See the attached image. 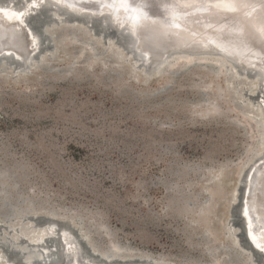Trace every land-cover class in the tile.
<instances>
[{
    "label": "rangeland",
    "instance_id": "1",
    "mask_svg": "<svg viewBox=\"0 0 264 264\" xmlns=\"http://www.w3.org/2000/svg\"><path fill=\"white\" fill-rule=\"evenodd\" d=\"M25 3L0 0L3 7ZM57 10L49 3L26 15L24 26L38 35L29 64L0 59L3 260L28 264L31 252L29 264H66L59 239L65 227L84 264H100L99 255L111 251L173 264H232L247 256L261 264L236 215L248 168L264 152L257 102L264 81L230 63L235 73L216 72L211 60L185 65L182 56L162 64L164 73L147 74L129 54L126 34ZM49 25L57 32L80 26L96 51L68 37L55 43ZM45 216L61 224L53 238L13 244L18 224L38 228Z\"/></svg>",
    "mask_w": 264,
    "mask_h": 264
},
{
    "label": "bare ground",
    "instance_id": "2",
    "mask_svg": "<svg viewBox=\"0 0 264 264\" xmlns=\"http://www.w3.org/2000/svg\"><path fill=\"white\" fill-rule=\"evenodd\" d=\"M142 1L145 3L146 2L154 3L157 9L154 8V10H151V6L152 7L154 6L150 4V7H149L150 9L147 8L139 12L138 9L136 8V10L128 11V7L122 4L121 10L119 13L120 16L118 15L116 19L115 18L110 19L109 24H111L114 30L118 32L120 31L119 28L122 27V24L120 25L116 23L117 19L120 20L118 21L120 23L126 21L127 24L131 23L133 27L135 26V28L137 26L139 28V39H141V41L144 43L143 45L144 51L148 53L149 50H152L155 58L158 59L161 57L162 52L167 48L169 44V33H168V27H167L168 21H167L166 16H167V13L168 14L170 13L169 11L162 12L159 9L160 8L159 6L162 5V3L163 4L165 3L164 0H136L135 5L139 6L140 4H142L141 3ZM96 2H98V0H96L95 2L86 1V0H43V2L42 0H26V3L23 4V6H20L17 8L12 7V6L10 7L0 6V59L2 57L4 58L10 55L13 58L12 60H15V59L18 60L21 63V65H22V62L24 64L26 62L27 64L30 63V61L28 60V57L31 56L33 50L35 49L34 47L36 46V41L38 42V37L36 38V36L38 35L33 32H29L30 29L27 30L26 28L27 26L26 27L24 26L25 24L24 22L26 21L27 14L30 15V13L35 12L39 7L41 8L51 3L53 5H56L55 7L57 8L65 9L66 11H68V13L76 17H80V18H82L83 16L92 17L95 19L105 21L103 17H106V13L102 14V12L99 10H109L112 12V9L108 8V6L100 5V9L98 10L99 11L98 12L97 9L94 10V8H98V5H99ZM170 3L176 4L178 7H181L182 12H189V10L191 9H194V8L200 9L201 7L203 8L205 7L206 9H208V10H205L204 13H196V14L188 15L192 17L191 19L193 21H196L198 24L200 25L207 24L210 27L208 29L202 30L200 27L196 25H192L190 23L191 24L190 27L188 28L184 27V28L179 29L178 30L179 35L181 38H183L184 42L193 44L192 46H196L195 44H200V43L203 44L207 42L208 40L214 42V39L212 36L214 35L213 31H216V29L217 30L220 29L218 31L223 30L225 32V28H222V27H224L223 25L226 23V21L229 22L230 25L240 26V24L242 23L248 34V36L246 37V42H248L249 44H252L254 48H251L252 53H249V51L248 52L244 51L237 55L240 57L242 56L245 59H248V58H253V56H256L255 54L257 53L258 55H260L257 59L259 61H253L251 63H244V62L241 63L237 60L231 59L228 55H225L224 53H222V51L221 53H218V54L216 53V58H210L209 55L206 54L208 52H211L208 49H204L201 52H199L200 51L199 50L198 53L197 51L193 50L191 51L193 55L192 54H182V53L173 54L177 52L173 50V51H170V54L162 57V61L156 68L151 67L150 63H148L145 60L142 62L140 61L142 64L141 66L144 67L143 70L145 73L149 74V73L155 72L156 70L164 73L165 68L162 67V64H164L170 58H172L171 59L172 61L174 60L173 58H175V60L177 61L178 58L182 56V59L185 60L184 61L185 65H187L188 63H192V60H196V59L199 62L211 60L216 63V67H217L216 72H220L223 68H226L228 72L230 71L232 73H235V71L232 68L228 67L230 63V65L232 64L233 67L235 66L237 68H240L243 71L246 69L254 70L255 73L260 77V79L264 81V61H263L264 60L263 59L264 57V0H235L234 3L232 2V0H171V2L168 3V5H170ZM65 4H68L67 6L74 11L69 10L67 7H65L66 6ZM110 5L111 7L115 6V4H110ZM238 6H240V8ZM55 7L53 6V8ZM229 7H235L236 10L229 11L228 10ZM83 9H88V12L81 11ZM55 14L61 15V13H57V12ZM51 17L52 16L50 15V18ZM53 20L56 21L57 18L55 17ZM59 21L57 20V23L60 26L62 23ZM229 23L228 25H226L227 27H229ZM45 30L53 38L55 43L57 42L60 43L61 41H63L64 43V39L67 40V37H68L70 40L81 41L84 44L90 45L89 47L93 50L97 48V42L94 41L93 38H90L91 36L88 37L87 35H85L83 29L78 25H72L70 27L63 26L60 29L61 32H57L54 29V27H52L51 25H49ZM4 37L6 38L7 41H3ZM222 38H225V37H222ZM227 38L224 39L223 42L229 41V37ZM87 41H90V43ZM128 43H129L128 50L130 51V53L129 51L128 53L131 54L132 59L139 61V57L132 54V49H133L132 41L130 40L129 37H128ZM14 47H16L17 49L19 48V49L14 50L13 49ZM226 50L227 49L223 50V52ZM11 52H13V54ZM194 63L196 62L194 61ZM227 70L225 71L227 72ZM257 102H260V104L262 105L264 109V98H260L259 96V98L257 99ZM243 188H244L243 189L244 190L243 192L244 193L243 194L244 203H242V207H243L242 212L244 213V216L243 217L241 215H236V216H238L240 223L243 220L245 225H247L246 232L248 234V237L246 235L244 237L247 245H249L250 249L253 252L259 253L260 256L263 257V260H261L260 262L261 264H264V152L262 156H260V158H258L257 161H255L254 164L250 168H248V171L246 174L245 185L243 186ZM240 204L241 202L238 201L237 207ZM54 226L55 225L52 221H43L42 225L38 228L36 227L32 228L30 224L20 223L17 226L18 228H17L16 233H13L12 235V240L14 241L13 244H15L18 237L26 236L30 241L33 242L34 246H38L39 242L42 239L44 240L43 238L44 236H48L51 239L56 229V228L54 229ZM59 228H60V237H62L63 233L67 236V239L66 237L65 238L62 237L64 243L60 241L61 246L63 247V254H65L68 260L66 264H84V262H81L78 258L79 243H77L76 237L72 236L71 233H68L67 228L65 227H62V228L59 227ZM251 242L254 244L255 247H253ZM46 248L49 249L47 246L45 247V249ZM105 255L107 259L109 257L119 258L120 256V254L116 253L115 251H111L110 253H106ZM34 256L35 254H32L31 252L26 254L25 258L28 261V264L31 262V259ZM241 257H242L241 255L240 256L238 255V258L241 259ZM81 258H82V255H81ZM126 258H130V257H126ZM126 258L124 259L121 258V260L113 264H173V263L162 261V260H154L155 262H152L146 256L135 258V259L131 258L130 260H125ZM250 259L251 258H249L248 256L247 258L242 257V260L240 261V263L233 262L232 264H250ZM8 262L9 261L5 262V260H3V255L0 254V264H9ZM24 264L26 263L24 262ZM100 264H103V263L100 262ZM212 264H215V262L212 261Z\"/></svg>",
    "mask_w": 264,
    "mask_h": 264
},
{
    "label": "water",
    "instance_id": "3",
    "mask_svg": "<svg viewBox=\"0 0 264 264\" xmlns=\"http://www.w3.org/2000/svg\"><path fill=\"white\" fill-rule=\"evenodd\" d=\"M86 1H94L95 2L96 0H86ZM164 2H165L164 4L162 3V5L159 6L160 7L159 9L162 12L163 11H166V12L169 11V13H170V14L167 13V16H166L167 21H168L167 27H168V33H169V44H168L167 48L162 52L161 57L158 59L155 58L152 50H149L148 53H146L144 51V46H143L144 43L141 41V39H139V28L137 26L135 28V26L133 27L131 23L127 24L126 21L120 23V22H118V21H120L119 19L116 20L117 21L116 23H118L120 25L122 24V27L119 28L120 29L119 32L125 33V34L127 33L126 34L127 38L129 37L130 40L132 41V48H133L132 54L139 57V61L142 62L145 60L148 63H150L151 67L156 68L160 64V62L162 61V57L170 54V51H173V50L177 51L173 54H178V53L192 54L191 51H193V50L197 51V53H198L199 50H200L199 52H201L204 49H208L209 51H211V52L206 53L208 55L213 54V53L218 54V53H221V51H222V53H224L225 55H228L231 59L237 60L241 63H243V62L244 63H251L253 61H259L257 59L260 55H258L257 53L255 54L256 56H253V58H248V59H245L242 56L240 57L237 55V54L244 52V51H246V52L249 51V53H252L251 48H254L252 44H249L248 42H246V37L248 36V34H247L246 29L242 23L240 24V26L239 25H230V23L226 21V23L223 25L224 27H222V28H225V32L223 30L218 31L220 29H218V30L216 29V31H213L214 35H212V36H213L215 43L208 40L207 42H205L203 44L200 43V44H195L196 46H192L193 44H189L187 42H184L183 38H181L179 35V32H178L179 29L184 28V27L188 28V27H190L191 24L200 27L202 30L208 29L210 27L207 24L206 25L205 24H201V25L198 24L196 21H193L191 19L192 17H190L188 15L189 14H196V13H204L205 10H208V9H206L205 7L204 8L201 7L200 9H196V8L191 9V10H189V12H182V8L178 7L176 4L170 3V5H168V3L171 2V0H164ZM96 3H98L99 5H98V8H94V10L97 9V11H98L100 9V5L101 6L102 5L108 6V8L112 9V12L109 10H99L102 12V14L106 13V17H103V18L105 19V22H107L108 24L110 23V19H114V18L116 19V17H118L122 4H124L128 7V11L136 10V8H137L138 11L140 12V11H143L144 9L149 8L150 4L154 6V7L151 6V10H154V8L157 9L156 5L154 3H147V2L145 3L142 1L141 2L142 4H140L139 6L135 5L136 0H98V2H96ZM110 4H115V6L111 7ZM65 5L64 6L67 7L69 10H72L71 8H69L67 6L68 4H65ZM53 6L55 7L56 5H53ZM238 7L240 8V6H238ZM55 8H57V7H55ZM57 9H58L57 12L61 13L62 16L68 17L70 15V17H72V18L74 17V15L68 13V11H66L63 8H57ZM72 11H74V10H72ZM81 11L88 12V9H83ZM104 11H106V12H104ZM63 20L65 22H67L66 19H63ZM228 23H229V27L226 26V25H228ZM55 24L58 25L57 20L55 21ZM222 37H225V38H222ZM227 37H229V41L223 42V40L226 39ZM230 38H232V39H230ZM3 41H7L5 37L3 38ZM221 48L223 50H225V49H227V50L223 52V50ZM13 49L18 50L19 48L17 49L16 47H14ZM11 53L13 54V52H11ZM7 57L12 58V56H10V55ZM263 59H264V57H263ZM243 192H244V190H241V192L238 196V201L241 202V204L238 206V215H241L242 217L244 216V213L242 212V209H243L242 203H244V198H243L244 193ZM44 221H52L54 223V225L61 226V224L59 222L53 220V218H51V217L49 218V217L45 216ZM246 227H247V225H245L244 221L242 220V222L240 223V229L242 231L243 241L247 245L245 238H244L245 235L248 237V234L246 232ZM69 228H70V226H69ZM59 239L61 240V242H63V238L60 237V235H59ZM66 239H67V237H66ZM23 240H25V239L23 238ZM249 241H251V240H249ZM25 243L28 245L30 242L27 241ZM251 244L253 245V247H255L252 242H251ZM247 247L249 248V250H251L249 245H247ZM99 259L101 260V262L103 264H113V263L121 260V258H118V257H116V258L109 257L107 259V258L101 257L100 255H99ZM130 259L131 258H126L125 260H130ZM132 259H135V258H132ZM149 260H151L152 262H155L153 259H149Z\"/></svg>",
    "mask_w": 264,
    "mask_h": 264
},
{
    "label": "snow or ice",
    "instance_id": "4",
    "mask_svg": "<svg viewBox=\"0 0 264 264\" xmlns=\"http://www.w3.org/2000/svg\"><path fill=\"white\" fill-rule=\"evenodd\" d=\"M232 2L234 3L235 0H232ZM228 10H229V11H235L236 9H235V7H229Z\"/></svg>",
    "mask_w": 264,
    "mask_h": 264
}]
</instances>
